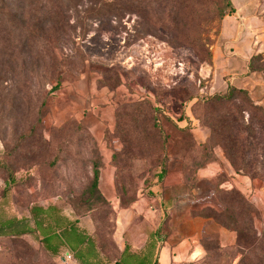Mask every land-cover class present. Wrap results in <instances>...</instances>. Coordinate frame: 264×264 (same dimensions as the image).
<instances>
[{
	"label": "rangeland",
	"instance_id": "obj_1",
	"mask_svg": "<svg viewBox=\"0 0 264 264\" xmlns=\"http://www.w3.org/2000/svg\"><path fill=\"white\" fill-rule=\"evenodd\" d=\"M231 86L246 95L209 100ZM251 105L264 110V0H0V222L60 203L102 234L140 190L194 185L193 210L237 230L224 253L264 264ZM0 264L61 261L4 235Z\"/></svg>",
	"mask_w": 264,
	"mask_h": 264
},
{
	"label": "crops",
	"instance_id": "obj_2",
	"mask_svg": "<svg viewBox=\"0 0 264 264\" xmlns=\"http://www.w3.org/2000/svg\"><path fill=\"white\" fill-rule=\"evenodd\" d=\"M219 169L218 162L210 163L198 170V179H211ZM167 187L142 189L130 206L115 208L111 230L102 234L89 217H77L60 203L8 216L6 234L35 241L61 264H239L240 257L224 253L236 245L235 231L195 214L198 186L190 193Z\"/></svg>",
	"mask_w": 264,
	"mask_h": 264
},
{
	"label": "trees",
	"instance_id": "obj_3",
	"mask_svg": "<svg viewBox=\"0 0 264 264\" xmlns=\"http://www.w3.org/2000/svg\"><path fill=\"white\" fill-rule=\"evenodd\" d=\"M250 64H251V62H250ZM239 95H246V91H244L242 89H238V88H236L234 86H231L228 95H226V96H215L213 98H210L209 100L211 102H216V103H227V102H230L231 100L235 99ZM250 108H252L256 112L260 113V116H258V121L263 124L264 123V110L261 109L260 107L254 106V105H251ZM229 154H230V158H233V157H236L237 156L235 154V151H232V150L229 151ZM232 162H233V160H232ZM241 162H243L242 159H241ZM244 168H246V165H244ZM97 185H98V171L95 170L94 177H93L92 187L94 189H96L97 188ZM193 187H194V185H192V186L190 185L189 186V189H192ZM207 210H209V207L206 206L203 209L196 211L195 214H197L199 216H202V217H205V218H212L218 224H220V225H222L224 227L229 228V226H227L224 221H221L220 220V217L214 216V215H211V214L210 215L207 214L205 212ZM7 227L8 226H7V222L6 221L0 222V237L1 236H4V235L7 236V234H6ZM229 229H231V228H229ZM232 230L235 231V232H237L236 229H232ZM17 238H20V236H18Z\"/></svg>",
	"mask_w": 264,
	"mask_h": 264
}]
</instances>
